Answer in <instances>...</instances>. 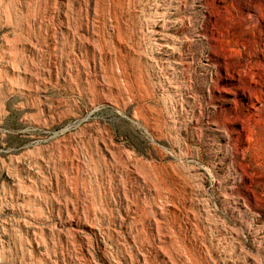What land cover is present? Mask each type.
<instances>
[{
    "label": "rangeland",
    "instance_id": "374dc122",
    "mask_svg": "<svg viewBox=\"0 0 264 264\" xmlns=\"http://www.w3.org/2000/svg\"><path fill=\"white\" fill-rule=\"evenodd\" d=\"M239 1L222 3L237 16L230 61L264 102V4ZM174 4L0 0V264H246L257 254L246 227L264 235V216L231 215L219 177L228 165L250 175L234 195L264 206V167L212 148L223 142L205 120L206 43L174 73L148 26L170 6L173 19L188 16ZM259 132L264 143V111Z\"/></svg>",
    "mask_w": 264,
    "mask_h": 264
},
{
    "label": "bare ground",
    "instance_id": "6f19581e",
    "mask_svg": "<svg viewBox=\"0 0 264 264\" xmlns=\"http://www.w3.org/2000/svg\"><path fill=\"white\" fill-rule=\"evenodd\" d=\"M173 1L175 3L173 7L187 10L188 16L184 14V16L180 15L179 19H173L171 17L173 12L169 10L170 6V8H166L161 12V18L156 17L153 13L154 15L148 18V26L150 25L153 34L160 35L161 53L167 58V64L174 73L184 75L188 70H191V63L195 55L194 47L198 48L200 42L206 43L199 50V56H201L199 70L204 75L206 82V88L203 90L205 104L208 98L205 120H207V130L214 139L223 142L212 145V148L216 151L223 149V159L225 161L229 162L234 155L239 153L243 158L251 156L252 163L264 167V160L262 159L264 143L258 140L259 136L260 140L262 138L259 130L262 125L264 111L263 98L253 86L242 82L241 78L244 75L246 77V74L250 71L234 65L230 61L235 52V48L230 44L232 38L231 28L236 25L235 5L233 3L227 6L222 4L227 0H189V3L184 0ZM259 1L264 4L263 0ZM214 2H217V5H214ZM240 10V17L244 19V11L242 8ZM254 10L253 13H250V19H259L258 8L254 6ZM193 16H195L194 24L189 23ZM225 19L227 20L223 28H219L220 26L214 28L215 24H219ZM180 32L186 33V35L183 38L175 35V33ZM188 36H195V38L190 39ZM218 39L222 44L221 50L217 48ZM183 46H186L188 50L185 53V58L181 57L182 52L179 50ZM224 50L229 51L225 52ZM176 55L178 59L175 60ZM193 100H196V98L193 97ZM220 111L223 112L221 117ZM191 112L192 116L188 121L193 125L196 109L193 108ZM225 171L226 175L219 177V180L221 186L224 187L229 213L231 215H235L238 211L250 213L249 210L253 208L256 213H250L251 220H255L256 216L261 214L264 216V206L257 204L255 201L253 203L242 201L234 195L243 184L249 181L250 175L240 172L233 165L226 166ZM261 187L264 194V183L261 184ZM246 229L248 242L250 241V245L255 247L257 251L256 255L246 253V264H263L264 256L260 246L264 241V235H259L260 230L252 226H247ZM231 233L232 235L237 234L233 229H231Z\"/></svg>",
    "mask_w": 264,
    "mask_h": 264
}]
</instances>
